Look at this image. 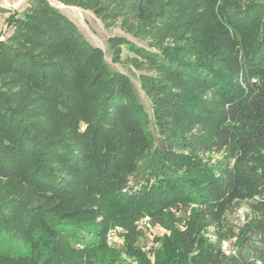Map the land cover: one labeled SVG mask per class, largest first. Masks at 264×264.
<instances>
[{
  "label": "trees",
  "instance_id": "16d2710c",
  "mask_svg": "<svg viewBox=\"0 0 264 264\" xmlns=\"http://www.w3.org/2000/svg\"><path fill=\"white\" fill-rule=\"evenodd\" d=\"M28 3L0 39V264H264V170L243 163L264 143V1H159L135 35L174 55L108 38L113 60L124 47L155 70L140 77L150 117L67 17ZM240 200L260 217L226 252L203 232ZM144 216L164 232L154 260L136 245ZM114 225L122 249L106 242Z\"/></svg>",
  "mask_w": 264,
  "mask_h": 264
},
{
  "label": "rangeland",
  "instance_id": "374dc122",
  "mask_svg": "<svg viewBox=\"0 0 264 264\" xmlns=\"http://www.w3.org/2000/svg\"><path fill=\"white\" fill-rule=\"evenodd\" d=\"M159 1L165 0H151L146 5L144 12L138 14L133 12L130 8L133 0H97V4L103 5L106 9L105 12L107 15L102 19L99 15L94 13L90 7L65 4L59 0H47L54 9L67 17L77 27L86 41L102 51L103 59L110 72H119L126 75L131 80L134 91L149 117L151 116V103L150 99L141 88L140 77L154 74L155 70L150 68L147 63L143 62L136 55L126 51L124 47H122L120 60H113L108 45V38L112 36L123 37L129 42L155 53H159L164 46H167L169 48V54H176L177 51L172 49L176 44L172 43L169 38H165L158 42L154 41V38L149 35H135L136 27L141 25L144 17L143 15L155 11ZM28 2L29 0H0V8H2V11H0V39L5 38L11 32V28L6 24L7 18L14 13L17 14V16L24 13L29 5ZM117 13L119 14L113 18L112 14ZM151 130L153 133H156L152 123ZM182 151L184 154H188V150ZM195 155L198 160L211 164L216 163L220 157V154L215 151L205 153L196 151ZM231 163H233V161ZM243 163L245 166L257 168L258 171L264 170V143L258 147L254 154L244 160ZM133 182V178L128 179L129 185H132ZM255 200H260V198L256 196ZM256 206L254 201H235L233 206L224 213L221 224H212L208 226L203 232L204 235L210 241H214L216 236L220 235L224 239L221 244L222 249L226 252H231L240 229L248 221L260 217V213ZM135 226L136 228H141L143 231V235L137 240L136 245L139 247L141 246V250L145 252L150 260H154V250L158 247L157 239L163 235V229L157 224H152L150 220L143 222V217L136 221ZM109 230H115V237L110 244L107 243L108 246L122 249V232L124 229L118 225H114L109 227L107 232ZM150 246L155 249L151 248V250ZM129 261L134 264L132 258L129 259Z\"/></svg>",
  "mask_w": 264,
  "mask_h": 264
},
{
  "label": "built area",
  "instance_id": "2783aa9c",
  "mask_svg": "<svg viewBox=\"0 0 264 264\" xmlns=\"http://www.w3.org/2000/svg\"><path fill=\"white\" fill-rule=\"evenodd\" d=\"M149 218L147 216L143 217V222H146L148 221ZM114 237H115V230H109L107 233H106V242L108 244H110L113 240H114Z\"/></svg>",
  "mask_w": 264,
  "mask_h": 264
}]
</instances>
